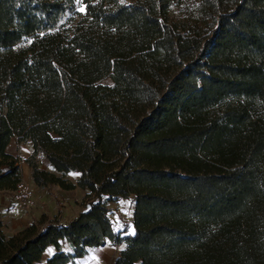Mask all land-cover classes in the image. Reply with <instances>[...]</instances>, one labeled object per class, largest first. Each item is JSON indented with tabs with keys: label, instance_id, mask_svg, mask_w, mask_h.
Here are the masks:
<instances>
[{
	"label": "trees",
	"instance_id": "1",
	"mask_svg": "<svg viewBox=\"0 0 264 264\" xmlns=\"http://www.w3.org/2000/svg\"><path fill=\"white\" fill-rule=\"evenodd\" d=\"M76 2L0 0V193L21 183L17 138L36 186L86 202L8 235L0 218V264L104 244L114 264H264V0Z\"/></svg>",
	"mask_w": 264,
	"mask_h": 264
},
{
	"label": "rangeland",
	"instance_id": "2",
	"mask_svg": "<svg viewBox=\"0 0 264 264\" xmlns=\"http://www.w3.org/2000/svg\"><path fill=\"white\" fill-rule=\"evenodd\" d=\"M82 1L77 0L76 2V11L79 13H83L80 11V8L84 7ZM80 17H77V19ZM8 151L15 157L17 165H21L22 168H25L24 165H26L32 153L30 144L28 142H20L17 138L11 141ZM34 161L40 167L48 168L43 156H35ZM76 178L77 175L73 173L65 176V179L71 182H75ZM81 190L80 188H75L72 191H65L54 185L38 188L29 181H23L17 190L9 193H0V218L3 221L4 232L7 235L12 233L11 224L7 225V222L11 223L12 218H18L22 227L32 221H37L42 215H46L50 220H56L59 223L66 221L71 215H75L78 211L81 212L86 205L80 192ZM21 191H27V197L19 196ZM107 206L110 208L109 216L117 226L126 227L129 224L133 209L132 201L110 202ZM56 215L62 216L59 218ZM15 226L18 225L15 224ZM63 249L69 250L66 243L63 245ZM53 251V247L49 246L47 255L50 256Z\"/></svg>",
	"mask_w": 264,
	"mask_h": 264
},
{
	"label": "crops",
	"instance_id": "3",
	"mask_svg": "<svg viewBox=\"0 0 264 264\" xmlns=\"http://www.w3.org/2000/svg\"><path fill=\"white\" fill-rule=\"evenodd\" d=\"M31 149H32V147H31ZM24 166H25V168L24 167L22 168L21 165L18 166L19 169L21 170V182L29 181L32 184H34L32 179H31V170H30L29 166L27 165V163ZM36 187H38V186H36ZM38 188H40V187H38ZM80 192H81L82 195L85 194V191H83V190H81ZM79 213L80 212L78 211L75 215H71L70 218H68L66 221L62 222V224H66L67 222H69L70 220L75 218ZM53 216H55V215H53ZM56 216L61 218L62 215H56ZM10 224L12 226V232L15 231V230H18V229H20L22 227V225L19 224V219L18 218L17 219H13L12 218L11 223L7 222V225H10ZM15 224L18 225V226H15ZM115 227H116L117 230L126 229L125 233H129L132 230L131 229V219H130L129 224L126 225V227L117 226L116 224H115ZM48 248L49 247H47L45 249V251L43 252L41 260L39 262H37V263H34V264H46V260L49 258V255H47ZM122 249H123V245L104 244V245H102V246H100L98 248L89 249L87 251V254L84 257H82L80 259H76L73 264H114V260H115V258L117 256V254Z\"/></svg>",
	"mask_w": 264,
	"mask_h": 264
},
{
	"label": "built area",
	"instance_id": "4",
	"mask_svg": "<svg viewBox=\"0 0 264 264\" xmlns=\"http://www.w3.org/2000/svg\"><path fill=\"white\" fill-rule=\"evenodd\" d=\"M19 196H22L23 198L27 197V191H21Z\"/></svg>",
	"mask_w": 264,
	"mask_h": 264
},
{
	"label": "snow or ice",
	"instance_id": "5",
	"mask_svg": "<svg viewBox=\"0 0 264 264\" xmlns=\"http://www.w3.org/2000/svg\"><path fill=\"white\" fill-rule=\"evenodd\" d=\"M80 11H82V12L85 11V8L84 7H81L80 8Z\"/></svg>",
	"mask_w": 264,
	"mask_h": 264
}]
</instances>
